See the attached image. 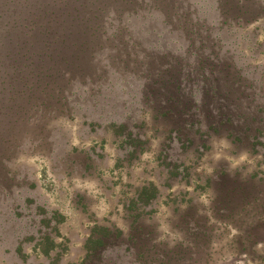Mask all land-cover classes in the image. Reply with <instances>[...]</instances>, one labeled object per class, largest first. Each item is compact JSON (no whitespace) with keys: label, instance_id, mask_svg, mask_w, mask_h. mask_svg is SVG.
<instances>
[{"label":"rangeland","instance_id":"374dc122","mask_svg":"<svg viewBox=\"0 0 264 264\" xmlns=\"http://www.w3.org/2000/svg\"><path fill=\"white\" fill-rule=\"evenodd\" d=\"M225 1L116 3L18 67L0 264H264V0Z\"/></svg>","mask_w":264,"mask_h":264},{"label":"trees","instance_id":"16d2710c","mask_svg":"<svg viewBox=\"0 0 264 264\" xmlns=\"http://www.w3.org/2000/svg\"><path fill=\"white\" fill-rule=\"evenodd\" d=\"M56 1L0 0V84L2 85L0 92L6 89L7 92L16 94L18 91L16 76L21 78L19 76L22 72L21 68L32 66L36 58L43 61L44 57L52 56L50 52H56L57 47L60 50L57 61L68 62L70 56L62 52L71 47L72 52H76L83 47L82 38L88 32L84 19H90L91 12L98 17L108 7L130 0H58V3ZM225 3H230L228 5L230 9L236 5L230 0H226ZM78 61V56L75 59L72 57V66ZM21 64L22 67L18 68ZM158 192V187L153 183L143 185L132 202L149 203L156 198ZM103 229L106 230L101 233L104 236L111 233L108 228L103 227ZM104 236L91 235L89 240L93 248L101 246ZM78 264H86V260L83 259Z\"/></svg>","mask_w":264,"mask_h":264}]
</instances>
